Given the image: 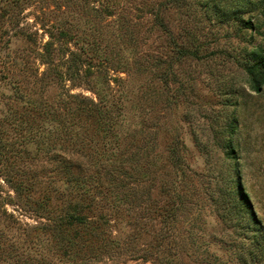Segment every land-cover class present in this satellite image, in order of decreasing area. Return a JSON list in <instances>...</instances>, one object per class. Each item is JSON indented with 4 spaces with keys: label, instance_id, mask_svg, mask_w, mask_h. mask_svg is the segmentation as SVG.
Returning a JSON list of instances; mask_svg holds the SVG:
<instances>
[{
    "label": "rangeland",
    "instance_id": "374dc122",
    "mask_svg": "<svg viewBox=\"0 0 264 264\" xmlns=\"http://www.w3.org/2000/svg\"><path fill=\"white\" fill-rule=\"evenodd\" d=\"M258 47L263 0H0V264H264Z\"/></svg>",
    "mask_w": 264,
    "mask_h": 264
},
{
    "label": "trees",
    "instance_id": "16d2710c",
    "mask_svg": "<svg viewBox=\"0 0 264 264\" xmlns=\"http://www.w3.org/2000/svg\"><path fill=\"white\" fill-rule=\"evenodd\" d=\"M263 11H264V0H263ZM251 56H252L251 58L253 59V62L247 66V73L249 75V78H250V81H251L253 88L255 90H259L261 88V86L264 84V48H262V47L255 48L254 50H252ZM98 96H99V94H98ZM73 97H75V96H73ZM28 102L30 104H33V102H31L29 100H28ZM101 102L106 103V101H103L99 98V101H97V102L90 101L89 103H83L82 105L78 106L77 108L74 106L75 112L81 109L82 111H85L87 113H92L94 107H96L95 108L96 113L99 112V114L102 116L108 115V114H106L107 110L102 111L103 108L101 107V105L104 103H101ZM38 103L39 104H38V106H36L35 109H40V111H38V113L41 114L40 116L43 117L45 123L50 124V123H53L57 119L62 121L63 114L61 113V110L59 108L57 109L54 107L55 103L52 104V102H50L48 100H43V99H41V101H39ZM68 104H69V101L64 100L61 104V106L62 107L64 106V107L63 108L61 107V108L64 110L70 108L71 106H70V104L69 105ZM67 113L68 114L70 113L69 109H68ZM108 116H109L110 120H112V115L110 114ZM116 125H117V121L115 119L112 122L110 121V126H113V129L117 128ZM67 127H63L62 132L60 131L59 134L63 135L66 132L71 133V130H68ZM75 134L78 135L76 132H75ZM62 137L63 136H55V138L57 139L55 141V144L48 146V145H46L47 142H45L46 146H44L45 151L50 154L49 159L51 161H53L55 163V165L60 166V167H63L62 166L63 164H67V163L71 162L70 159H67L66 157L60 156L59 152H55V149H57L58 145H60V146L63 145V140L71 141L69 139H63ZM83 145L85 147V145H87V144H84L83 142H76L74 140L69 145H67V146L73 147L72 155H71L72 158L78 157L80 155V153L83 152V149H82ZM104 147L106 149L105 152H107V155H108V153L110 154L109 150L113 151V149L115 148V146L107 148L106 145ZM228 147L231 148V146H228ZM231 150H233V149H231ZM113 155H114V153H113ZM108 160L110 161L111 158L104 157L101 160V163H103V161H108ZM95 161H98V160H95ZM69 177L72 179V181H74L75 185L77 186L76 189H82V191H84L86 193H87V191H89V189L85 187V183H88L89 180L86 181V180H84V178H82L80 176H74L73 177L70 175ZM93 177H96V176L90 175V177H88V178L93 179ZM7 181H8V183H10V185L15 190L18 199L20 198L25 203L26 202L25 199L28 200V198H26L27 196L23 195V194L25 192H27V189H28L27 185H25V183L19 182L18 180H15V178H13V177L8 178ZM236 183L237 184L234 187V189H235V193L236 192L238 193L240 183L238 181H236ZM24 196H25V199H24ZM240 197L237 196V198H238L237 202H238L239 207L242 209V198H240ZM244 209H246L245 212L247 214H249V212H247L248 211L247 206ZM44 210L50 211V209H48V208L47 209L44 208ZM88 220L89 219H87V217H85V215H83L79 211L67 212V213H64L61 215L57 214V216H54V222H55L54 227H55V229H60V233H62L63 230L61 232V229H63V227L75 226V225H86L87 226V225L91 224L92 222L88 221ZM247 220L250 221V217L247 218Z\"/></svg>",
    "mask_w": 264,
    "mask_h": 264
}]
</instances>
